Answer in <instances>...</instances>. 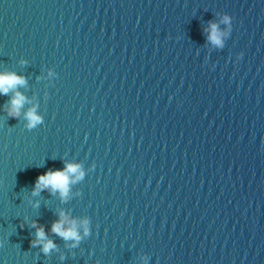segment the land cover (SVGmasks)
<instances>
[{
  "label": "water",
  "instance_id": "water-1",
  "mask_svg": "<svg viewBox=\"0 0 264 264\" xmlns=\"http://www.w3.org/2000/svg\"><path fill=\"white\" fill-rule=\"evenodd\" d=\"M0 70L43 118L0 95V264H264V0H0ZM65 161L68 198L33 196ZM60 210L90 221L76 247Z\"/></svg>",
  "mask_w": 264,
  "mask_h": 264
},
{
  "label": "clouds",
  "instance_id": "clouds-1",
  "mask_svg": "<svg viewBox=\"0 0 264 264\" xmlns=\"http://www.w3.org/2000/svg\"><path fill=\"white\" fill-rule=\"evenodd\" d=\"M232 16L225 13L219 22L215 20H209L207 27L204 31L207 32V40L216 47H223L224 38H226L231 31ZM221 24L225 27L221 28ZM243 51L236 54V60L243 57ZM208 57H205L207 62ZM26 63V61H21ZM56 73L52 70H48V76H55ZM26 77L20 75L14 71L0 70V95H7L12 92L8 104L5 106V111L11 117H19L23 115L26 121V127L32 129L42 123V116L38 113L37 107L33 106L26 111L22 112L23 106L28 102V98L19 89L26 85ZM90 167L94 168L95 165ZM85 170L83 165L79 162L65 161L62 168H49L42 173H39L31 189V194L37 196L40 192L47 189L51 193H58L62 200L68 198L70 187L72 184L82 180L85 176ZM39 202L36 201L34 206L38 207ZM23 227V225H21ZM30 227L35 228V239L31 241L32 246H40L42 251L47 254L50 250L55 249L57 246L54 241L48 238L45 229L42 225H39L38 221L33 220ZM82 229V233H81ZM51 232L55 233L65 241H71L69 247H76L84 236L90 233V221L87 217L76 220L70 219L69 215L60 210L58 213V219L51 225ZM63 259V256L61 257ZM142 264H148V257H141ZM96 264H101L99 260Z\"/></svg>",
  "mask_w": 264,
  "mask_h": 264
}]
</instances>
